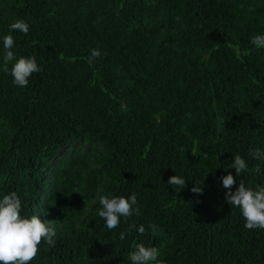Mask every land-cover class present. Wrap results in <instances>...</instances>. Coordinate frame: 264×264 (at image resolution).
<instances>
[{"label": "trees", "instance_id": "trees-1", "mask_svg": "<svg viewBox=\"0 0 264 264\" xmlns=\"http://www.w3.org/2000/svg\"><path fill=\"white\" fill-rule=\"evenodd\" d=\"M18 19L28 34L10 32ZM9 34L41 68L26 87L16 60L3 71ZM258 34L264 0H0V199L15 191L22 217L57 221L30 264H132L141 243L163 264H264V229L245 228L221 180L238 154L232 190L264 186ZM132 194L140 214L108 229L99 197Z\"/></svg>", "mask_w": 264, "mask_h": 264}, {"label": "clouds", "instance_id": "clouds-1", "mask_svg": "<svg viewBox=\"0 0 264 264\" xmlns=\"http://www.w3.org/2000/svg\"><path fill=\"white\" fill-rule=\"evenodd\" d=\"M11 31H20L28 34L29 25L23 20H16L9 26ZM251 44L257 48H264V34H258L252 37ZM14 45V37L9 34L3 38V47L5 50L3 71L9 72L8 63L16 60L15 54L11 50ZM102 53L98 49L91 51L88 58L89 65H93ZM41 68L36 62V57H20L11 68L13 83L20 87H26L29 83V77ZM252 159L264 158V152L259 149L250 150ZM248 165L240 155L234 156V163L229 168H234L236 176L231 173L221 177L223 187L228 189L225 194L226 202L230 206L239 208L245 220V228L248 230L264 229V186H257L255 189L246 186L243 179L239 180V186L233 191V186L237 184V177L242 176ZM227 171V168L225 169ZM257 173L260 171L257 165L254 169ZM196 187L191 191L195 194H203V187L199 182H195ZM168 184L184 189L187 184L185 179L174 175L169 178ZM198 202V201H197ZM99 203L102 209L98 215L101 217L108 229H115L120 224L121 217H130L135 211L136 215L140 214L139 207H135L137 202L136 194H132L130 198L124 196L109 197L102 195L99 197ZM22 202L17 192L13 191L4 195L0 199V264H30L39 252V246L42 241H46L47 245L55 246L54 237L57 235L55 225L57 221H42L39 215H32L30 218L21 216ZM153 232L157 226L151 224L149 226ZM136 225L129 227L131 232ZM140 234L145 233L143 225L139 226ZM120 239H125V233H120ZM132 264H163L159 259L160 252L157 247H145L144 244H136L135 250L130 254Z\"/></svg>", "mask_w": 264, "mask_h": 264}]
</instances>
